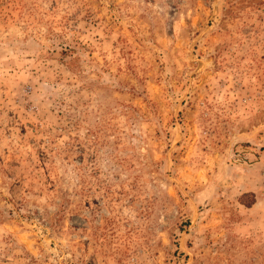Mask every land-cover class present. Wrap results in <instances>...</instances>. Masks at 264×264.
<instances>
[{
	"label": "rangeland",
	"instance_id": "1",
	"mask_svg": "<svg viewBox=\"0 0 264 264\" xmlns=\"http://www.w3.org/2000/svg\"><path fill=\"white\" fill-rule=\"evenodd\" d=\"M0 264H264V0H0Z\"/></svg>",
	"mask_w": 264,
	"mask_h": 264
}]
</instances>
